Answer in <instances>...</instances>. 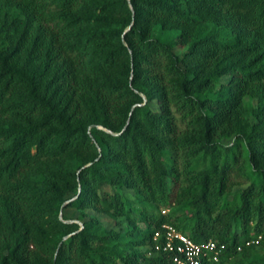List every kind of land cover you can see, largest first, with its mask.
<instances>
[{
	"label": "trees",
	"instance_id": "obj_1",
	"mask_svg": "<svg viewBox=\"0 0 264 264\" xmlns=\"http://www.w3.org/2000/svg\"><path fill=\"white\" fill-rule=\"evenodd\" d=\"M164 223L264 264V0H0V264H171Z\"/></svg>",
	"mask_w": 264,
	"mask_h": 264
},
{
	"label": "built area",
	"instance_id": "obj_2",
	"mask_svg": "<svg viewBox=\"0 0 264 264\" xmlns=\"http://www.w3.org/2000/svg\"><path fill=\"white\" fill-rule=\"evenodd\" d=\"M163 226L166 236L163 249L174 252L171 264H203V259L207 255L211 259L219 261L221 251L225 247L224 244H219L214 239L196 242L188 234L179 231L171 224L164 223ZM159 236H161V232L156 231L155 238ZM156 247L159 248L160 246L157 245Z\"/></svg>",
	"mask_w": 264,
	"mask_h": 264
},
{
	"label": "rangeland",
	"instance_id": "obj_3",
	"mask_svg": "<svg viewBox=\"0 0 264 264\" xmlns=\"http://www.w3.org/2000/svg\"><path fill=\"white\" fill-rule=\"evenodd\" d=\"M227 143H232V142H231V140H227V141H226V144H227ZM70 214H71V215H74V216H77V215H78L77 213H75V212H73V211H72ZM112 225H113V223H112Z\"/></svg>",
	"mask_w": 264,
	"mask_h": 264
},
{
	"label": "water",
	"instance_id": "obj_4",
	"mask_svg": "<svg viewBox=\"0 0 264 264\" xmlns=\"http://www.w3.org/2000/svg\"><path fill=\"white\" fill-rule=\"evenodd\" d=\"M134 15H135V11H134Z\"/></svg>",
	"mask_w": 264,
	"mask_h": 264
}]
</instances>
